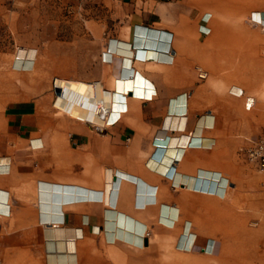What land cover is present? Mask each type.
Returning <instances> with one entry per match:
<instances>
[{
    "label": "crops",
    "instance_id": "0c3cea01",
    "mask_svg": "<svg viewBox=\"0 0 264 264\" xmlns=\"http://www.w3.org/2000/svg\"><path fill=\"white\" fill-rule=\"evenodd\" d=\"M23 2L0 0V264H148L150 254L210 253L211 205L223 206L243 174L244 108L258 99L255 132L264 129L263 47L248 39L264 36L248 35L240 20L251 11L249 22L264 24V0H120L122 24L104 38L105 51L100 33L79 36L91 38L92 66L77 73L63 64L69 42L54 64L46 32L45 61L37 60L40 49L21 37ZM250 69L260 71L256 94L240 86ZM224 70L237 72L224 81ZM57 75L99 82L114 111L108 125L59 108L69 115L57 117L52 94L38 93ZM190 233L193 247L183 250Z\"/></svg>",
    "mask_w": 264,
    "mask_h": 264
},
{
    "label": "rangeland",
    "instance_id": "374dc122",
    "mask_svg": "<svg viewBox=\"0 0 264 264\" xmlns=\"http://www.w3.org/2000/svg\"><path fill=\"white\" fill-rule=\"evenodd\" d=\"M141 1V0H138ZM140 10L141 7L138 6ZM21 16L17 19L20 24L21 37H27V40L34 41L37 48L40 49L38 61H45V32L52 34L53 52L57 55L54 64L61 66L59 59L61 52V41L69 42L65 46V53L70 54V61L63 64L69 66L74 73L89 69L92 63L88 60V54L92 53V46L88 44L91 38H80V35L88 36L91 32H98L101 35L102 51L104 38L108 32L119 29L124 16L125 7L120 0H24L21 4ZM251 11L240 17L244 20L241 26L248 35H254L252 32H262L263 28L253 26ZM29 38V39H28ZM22 39V38H21ZM251 40H257L262 45V58L264 59V37H248ZM49 40H51L49 38ZM85 44H83V42ZM26 46L23 43L19 46ZM252 61V55L250 54ZM79 58V60H78ZM264 62V61H263ZM264 67V64H263ZM237 71L224 70V81L231 79L229 76ZM244 84L240 86L246 93H254L259 90L258 86L253 85V69L245 70ZM263 72V70L261 71ZM50 79L49 85L38 86V93H44L45 89L53 96L52 110L57 117L69 115L60 111L55 103L59 93L56 88V79H63L59 75ZM65 79V78H64ZM66 79H76L69 77ZM91 80L89 82H95ZM229 83H237V79L229 80ZM103 85L110 87V79L104 78ZM38 98H41L38 96ZM243 100L242 98H240ZM264 102H262L263 104ZM48 104V103H47ZM50 104V103H49ZM48 104V105H49ZM260 104L257 101L255 108L246 110L244 108L245 129L248 130L246 135H239L242 140V146L247 145L250 139L259 137L258 119L255 111ZM264 105V104H263ZM38 106L44 110L46 103L38 102ZM264 110V106H263ZM264 113V112H262ZM95 120L100 121L99 116ZM264 135V129L262 134ZM260 135V136H261ZM237 150V156L244 169L243 174L234 180L236 188L230 189L229 199L224 201V205H211L217 209L218 213L213 217L212 238L216 241L212 252L197 251L195 253L187 252H164V254L149 255L148 264H231L235 253L240 249L242 264H264V170L257 165L247 161ZM205 225V224H203Z\"/></svg>",
    "mask_w": 264,
    "mask_h": 264
},
{
    "label": "bare ground",
    "instance_id": "6f19581e",
    "mask_svg": "<svg viewBox=\"0 0 264 264\" xmlns=\"http://www.w3.org/2000/svg\"><path fill=\"white\" fill-rule=\"evenodd\" d=\"M255 14L258 15L259 12H255ZM260 20L262 21V18ZM260 26L264 28V24L262 22H260ZM120 45L125 47L129 46L128 44H124V43H121ZM145 50L147 51V49ZM149 51H151L150 55H154V56L157 55L156 53L158 52L153 50H148V52ZM55 85L59 88V94H58L59 98L55 104L57 108L61 109L62 111H68L70 114L87 118L89 119V121L91 120L92 122L95 120L96 116H99L101 114L99 116L100 123L104 125H108L110 120H107L106 123H104L106 119L105 116L108 114L112 115L114 111H111L109 109L107 100L105 98V90L103 89V87L100 85L99 82L88 83L74 79L73 80L57 79ZM190 234L191 236L187 234L185 235L184 240H181V242L179 241L181 247H183V250H187V249L191 250L193 247L192 245H193L194 237L196 235L194 233H190ZM241 256L242 254L240 253V249H239L237 250V253H235V257L233 258V262L231 264H242ZM222 263L224 264V259L222 260Z\"/></svg>",
    "mask_w": 264,
    "mask_h": 264
},
{
    "label": "built area",
    "instance_id": "2783aa9c",
    "mask_svg": "<svg viewBox=\"0 0 264 264\" xmlns=\"http://www.w3.org/2000/svg\"><path fill=\"white\" fill-rule=\"evenodd\" d=\"M252 19L254 22H259V20L256 21L254 15H252ZM200 76L205 77V74H200ZM56 88L58 87L56 86ZM239 152L247 161L257 165L259 169L264 170V135L250 139L249 143L242 146Z\"/></svg>",
    "mask_w": 264,
    "mask_h": 264
}]
</instances>
